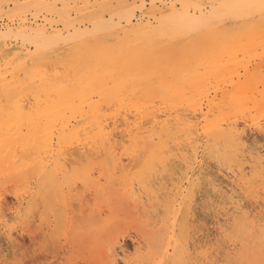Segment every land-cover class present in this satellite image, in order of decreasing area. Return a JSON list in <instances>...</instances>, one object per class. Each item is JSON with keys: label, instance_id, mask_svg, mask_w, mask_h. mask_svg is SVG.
Segmentation results:
<instances>
[{"label": "rangeland", "instance_id": "374dc122", "mask_svg": "<svg viewBox=\"0 0 264 264\" xmlns=\"http://www.w3.org/2000/svg\"><path fill=\"white\" fill-rule=\"evenodd\" d=\"M53 1L0 0V127H5L6 121H14L2 116L1 108L4 104L6 110H9L10 102L17 98L26 106L33 101L31 91L24 88L8 90L5 89L7 85L14 80L28 81V70L32 64H45L46 68L61 65L58 60L62 58L63 51L75 46L72 43L77 41L74 38L76 35L71 33L73 30L65 29L60 21L63 12L72 18L135 16L133 24L137 19L146 23L151 19L153 21L152 16H161L164 8L174 0H107L110 4L105 0ZM207 1L213 2L215 7L225 5L224 8L233 10H237L235 7L240 10L246 5L243 8L249 10H244L246 14H252L250 11L255 7V0L252 2L254 5L252 0H236L240 6H237L235 0H189L190 14H193V10L196 16L199 13L209 14L213 8H210ZM232 1V4H228ZM219 2L221 6H217ZM176 5L179 7V3ZM83 12H88V15ZM228 37L231 44L220 41L217 44L223 45L216 46L230 49L224 55L226 68L220 78L223 87L219 85L216 100H222L223 97L225 104L232 100L228 103L232 105L235 103L233 98L235 101L238 97L240 99L236 107L227 104L230 109L228 113L224 112L225 116H230L226 121L237 120L241 132L236 157L233 156L230 161L225 155L226 158H222V153H207L203 148L195 153L193 148L190 147L191 150L189 146L182 145L174 149L167 165L169 168L166 166L168 170L170 166V171L174 170L171 172L173 174L169 173L172 178L165 172L164 175L160 173L164 177L161 186L165 185L161 189L156 179L153 190L155 187L157 191L160 188V197L150 200L151 195L145 194L137 186V181L131 178L141 164L138 162L140 165L137 163L136 166V160H133L134 163L128 154L121 152L123 146L120 142L114 147L115 156H112L122 169L118 170L120 166L117 165L113 171L118 173L116 176L120 174L121 178L117 181L119 184L115 181L113 186L108 184L103 175L104 157H100L104 160L102 163H96L97 159L87 153L81 158L82 162L86 161L82 167L72 159V155L70 157L73 148L62 145L59 149L55 143L36 149L33 153L23 148L0 147V264H44L47 261L51 264H264V238L249 236L248 231H243L242 224H239L246 214L248 219L251 217L253 222L255 220L257 227L264 228V179L262 185L258 181L264 171L257 170L259 165L254 158L258 150L264 157V35ZM236 38L238 41H235ZM59 68L57 70L62 73V68ZM214 92L215 89H211L212 95ZM180 112L185 113L182 114L185 117L191 115L188 111ZM5 113L7 111L4 110ZM189 118L194 120L191 124L198 119L193 116ZM119 125H122L120 121L113 130L121 131L123 126ZM57 127L59 125L54 126ZM116 131L115 135L119 133ZM120 138L117 135V140ZM25 153L30 155L24 156ZM193 162L197 175L195 184L190 187L187 165ZM76 166H80V170L86 168L82 177H75L73 170L78 175ZM153 166L156 172L161 168L157 163ZM239 168L246 174L245 181L240 177ZM67 173L70 177L66 178ZM124 176L129 179L126 181ZM252 181H258V184ZM107 185L111 189L113 187L114 192ZM135 191L140 193V200ZM188 192L194 194L188 195ZM134 196L135 201L132 200ZM151 202L156 203L152 205ZM236 204L240 205L239 208L235 207ZM162 205L170 208H162ZM146 207L149 209L146 210ZM182 207L191 214L189 216L187 213V223L184 221L186 210ZM28 234L33 236L34 242ZM33 254L35 259L30 258Z\"/></svg>", "mask_w": 264, "mask_h": 264}, {"label": "bare ground", "instance_id": "6f19581e", "mask_svg": "<svg viewBox=\"0 0 264 264\" xmlns=\"http://www.w3.org/2000/svg\"><path fill=\"white\" fill-rule=\"evenodd\" d=\"M60 1L64 2L65 0ZM105 1L107 3V0ZM221 1L223 2V0ZM52 2L54 1L52 0ZM241 2L243 1L241 0ZM177 3H179V7H177ZM206 3L213 9L209 14L208 12L205 14L199 13L196 16L194 10L193 14H190L191 5L189 0H174L164 8L163 13L160 14L161 16H152L153 21L151 19L150 22L142 23L137 19L134 24L132 19L135 16H75L72 18L63 12L66 16H61L60 21L65 29L68 31L73 30L71 33L76 35V37H73L77 40L72 43L75 46L71 48L68 46L69 48L63 51L62 58L58 60L61 65L46 68L45 64H32L28 70L30 74L28 81L14 80L12 83L10 82V85H7L5 89L8 90L24 88L23 90L31 91L33 95L31 100L33 101L28 102L26 106L21 99L17 98L10 102L11 108L8 107L9 110H6L5 104L2 106V108H5H1L3 110L2 116L14 121L12 123H9V121L4 122L5 127L1 125L0 147L20 148L21 150L23 148L27 152H32L49 144L52 146L55 143L59 149L62 145L73 148L70 157L72 155L73 158H71L82 167H84L82 165L84 162L81 158L86 156L87 153L91 154L92 156H89L95 160L97 159L96 163H100L103 160L100 157H104L106 161L101 162L104 169L103 175L108 184L111 183L113 186V183L116 184L121 178L120 174L116 176L118 173L116 174L113 171L118 165L117 160L115 161L113 157L115 156L113 155L114 147L120 142L123 146L121 152L124 151L123 154H128L132 161L136 160V163L133 161L136 166L138 162L141 164L134 171L131 178L137 181L138 185H136L140 186L145 194L151 195L150 200L152 198L158 199L160 188L162 189V186L165 185L164 183L161 186V180H164V177L160 173H163V175L164 172L168 175L173 174L171 173L174 171L173 168V171H170L171 166L169 165L170 169L168 170L167 165L170 163L169 160L171 159L169 158L174 149L186 145L193 148L195 153L198 152L199 148L201 150L203 148L207 150V153L208 151H215L217 154L222 153V158L227 157L228 160L233 156L236 157L237 148L240 147L241 132L237 120L226 121V118L230 116L224 115V112L228 113L231 105L228 103H231L232 100H230L231 102L226 101L229 107L223 102V97L222 100H216L218 89L223 83L220 79L223 76L221 74L226 68L223 61L224 55L230 49L226 50V48L216 46L223 45L217 44L220 41H223L224 44H231L228 36H263L264 0L254 1L255 7L250 11L252 14H246L244 10L249 11L243 9L246 5L242 9L239 7L240 10H243V12H240L237 7H235L237 10L224 8L225 5L221 6V2L217 5L221 6L220 8L215 7L216 5L211 1ZM230 3L232 4L233 1L228 4ZM238 5L240 6L239 3ZM112 11L110 9L111 13ZM154 11H157V9ZM87 13L83 12L85 15H88ZM67 38L66 41L69 42V38L68 40ZM237 38L235 41H238ZM233 39L232 43L235 42ZM58 68L60 70L62 68V73H59ZM213 88L215 92L212 95L211 89ZM0 95L2 94L0 93ZM236 99L235 101L233 98L235 103L232 105L234 107L240 102L239 97ZM225 105H227V109ZM6 106L9 105L6 104ZM4 110L7 113L3 114ZM182 110L184 112L188 111L191 114L190 116L198 117V119L195 118L196 121L191 124V121L194 120H191L192 117L190 119V116L185 117V115H182L185 114L180 112ZM118 121L122 124L119 126H123V129L118 131L121 136L119 140H117V135L120 137L119 133L115 130L118 133L115 135L113 130L117 128ZM55 125H59V127L54 128ZM18 154L20 153L18 152ZM18 154L17 156H19ZM29 155L25 153L24 156ZM254 158L259 165L257 170L262 169L264 171V157L259 150L255 151ZM70 161L73 162L71 159ZM155 163L161 167L158 172L155 170L156 165L153 166ZM194 163L187 165V181L190 187L195 184L197 175ZM84 164H86V161ZM80 166H76L79 168H77L78 175L76 174L77 171L73 170L75 177H79V175L82 177L86 172V168L80 170L82 169ZM130 168L132 169V167ZM119 169H121V166ZM239 169L241 170V168ZM242 170H238L241 174L239 175L245 181L246 174ZM198 172L200 173V171ZM68 175L67 173L65 177ZM160 175L161 177H159ZM263 176L260 175L258 180L261 181V185L263 184ZM84 178L86 177L84 176ZM128 179V177L125 178L126 181ZM156 179L158 180L157 184L160 183V188H157L159 192L156 187L155 191L153 190ZM258 181L252 182L258 184ZM107 187L109 186L107 185ZM110 187L109 189L113 191V187L112 189ZM131 188L128 190H131ZM163 193L165 196V192ZM136 194V197L138 196L137 198L140 200L141 195H138L140 193ZM128 195L130 196V193ZM152 202V205L156 203ZM135 203L132 204L135 205ZM142 206L141 208H144ZM239 206L235 205L238 208ZM148 207H146V210L149 209ZM167 208L170 207L166 206L165 209ZM171 208L173 207L171 206ZM186 208L188 209L189 206H186ZM187 213H189V216L191 215L189 211H185L184 221L186 223L188 220H186ZM247 219L248 216L244 214L241 223L239 221V224H242L243 231L247 230L249 236L253 238H264V228L257 227L255 220V223L251 220L253 218L249 217ZM28 237L34 242L33 236L28 234ZM33 257L34 254L32 257L30 256L31 259ZM44 264H51V262L47 261Z\"/></svg>", "mask_w": 264, "mask_h": 264}]
</instances>
